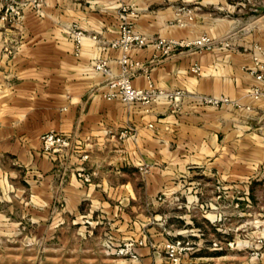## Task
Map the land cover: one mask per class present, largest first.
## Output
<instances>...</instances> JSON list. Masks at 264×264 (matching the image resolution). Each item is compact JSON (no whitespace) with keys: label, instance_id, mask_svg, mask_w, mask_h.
I'll return each mask as SVG.
<instances>
[{"label":"crops","instance_id":"crops-1","mask_svg":"<svg viewBox=\"0 0 264 264\" xmlns=\"http://www.w3.org/2000/svg\"><path fill=\"white\" fill-rule=\"evenodd\" d=\"M112 1L114 4L104 8L108 14L100 7L72 16L68 12L62 19L51 14L24 15L13 28L0 27V159L9 158L12 163L23 165L40 160V165L46 166L38 135L46 130L61 132L73 142L85 145L87 163L97 173L86 188L94 192L91 195L95 196L94 201L100 202L103 192H113L120 203H129L134 199L143 201L161 188L173 187L174 181L183 175L181 172L187 178L198 175L195 170L206 165L200 153L211 150L206 137L217 140L219 134H224L233 140L239 130V112L246 113L247 123L249 118H262L264 122V99L243 97L256 83L248 70L253 67L251 52L219 48L190 52L181 48L169 56H161L150 43L129 50L130 57L142 66L131 78L132 85L143 88L149 79L160 90L181 88L188 94H223L231 100L239 98L241 105L250 108L228 104L208 108L189 96L177 104L161 96L144 105L104 98L105 77L92 68V60L104 56L110 69L118 71L121 51L118 48L102 51L99 47L101 41L108 42L119 35L116 2ZM127 1L136 10L128 15L132 27L143 33L147 42L160 36L175 39L194 38L200 33L224 36L233 26L222 17H211L206 10L192 11L191 19L177 11L181 6L202 9L214 3L220 8L218 4L225 0H155L168 3L156 10L148 9L154 0ZM177 18L179 23L171 22ZM72 22L87 34H96L100 41L84 38L75 55L67 35ZM234 58L238 65L234 64ZM195 62L200 72L194 75L189 72V65ZM244 68L246 71L241 72ZM146 162L152 165L146 173L139 172L138 165ZM261 163V166L256 161L248 163L251 198L264 197V163ZM51 166L52 163L37 171H49L46 176L57 177L59 171L50 170ZM131 169L140 177L138 185L131 179ZM233 170L238 175L235 185L240 187V170L237 166ZM65 174L70 185L60 188L70 195L69 200L76 208L88 194L78 187L72 188L77 178L71 171ZM256 182L263 187L261 191L254 185ZM104 203L107 202L101 199L99 204Z\"/></svg>","mask_w":264,"mask_h":264},{"label":"rangeland","instance_id":"rangeland-1","mask_svg":"<svg viewBox=\"0 0 264 264\" xmlns=\"http://www.w3.org/2000/svg\"><path fill=\"white\" fill-rule=\"evenodd\" d=\"M115 2L116 16L124 5L128 15L136 12L127 0ZM224 2L218 4L220 8L214 3L202 9L181 6L177 11L191 14L206 10L211 17L230 21L233 26L224 36H213L229 42L228 47L219 49L251 52L252 65L256 60L264 64V0ZM110 4L114 1L0 0V27L13 28L24 15L51 14L62 19L68 12L72 16L100 7L103 13H109L104 8ZM167 5L154 0L148 9ZM171 22L180 21L177 18ZM73 25L79 26L72 22L67 30L70 38ZM234 61L238 65L239 61ZM243 97L250 96L245 92ZM232 100L239 104L228 105L250 108L241 105L239 98ZM239 114V130L233 140L224 134H219L217 140L206 137L211 150L200 153L206 165L195 170L198 175L187 178L181 172L183 175L173 187L161 188L143 201L134 199L129 203H120L113 192H103L101 199L107 203L99 204L100 198V202L94 201V192L86 188L97 173L87 163L85 145L66 135L67 147L58 151L44 149L41 132L39 149L46 166L40 165V160L23 165L12 163L9 158L0 159V264H264V197L251 198L248 187V163H264V122L262 118H249L247 123L246 113ZM48 131L52 130L44 132ZM51 163L50 170L59 171L57 177L46 176L49 171H37ZM146 164L148 170L150 162L138 165L137 170L142 172L139 167ZM234 166L240 170L241 188L235 185L238 175H234ZM70 171L78 183L72 188L88 194L76 208L70 195L60 188L70 185L65 174ZM78 171L89 174V181L76 174ZM129 172L138 185L139 175L132 169ZM193 180L198 183H188ZM256 183L261 191L263 187ZM130 242L134 243L135 257L125 251V244ZM168 243L174 245L172 256Z\"/></svg>","mask_w":264,"mask_h":264},{"label":"built area","instance_id":"built-area-1","mask_svg":"<svg viewBox=\"0 0 264 264\" xmlns=\"http://www.w3.org/2000/svg\"><path fill=\"white\" fill-rule=\"evenodd\" d=\"M188 19H191L189 11L184 12ZM118 16V36L108 42L101 41L99 43L100 50L105 51L108 48H118L121 53L117 58V72H113L107 64V59L104 56H98L92 60V68L105 77V86L107 91L103 95L104 98H116L121 102H133L141 105L151 104L159 97L164 96L170 102L177 104L183 97L189 96L194 101H198L201 104H210L212 106H219L221 104H239L236 100H231L224 95H206L201 93L188 94L183 89L178 88L176 90L165 91L156 88L152 85L149 79L146 80V84L143 88L136 87L131 84V78L134 76L138 68H142L141 63L134 60L129 55L130 49H139L145 46L147 43L156 50L161 56H169L181 48L190 52L210 51L213 48H226L229 46V42L224 39H217L208 36L205 33L195 36L191 39L186 38H165L156 37L153 40L147 42L145 35L135 31L132 27V23L129 20L127 6H120ZM73 52L77 55L79 52L81 41L84 38H92L96 41H100L99 37L90 33L87 34L83 29L77 25H73L70 30ZM256 59V57H255ZM254 66L250 68V73L256 80L248 91V96L254 100L264 99V64L258 60L254 61ZM189 72L191 74H198L200 72V66L197 62L189 65ZM146 77L147 74H146ZM40 140L44 149H50L52 151H58L61 148H65L69 145V139L63 133H56L53 131L43 132L40 135ZM142 172H146L147 164L139 167ZM84 181H89V174L83 172H76ZM130 242L125 244V251L131 257H135V250ZM170 249L169 255L174 254V245L168 243Z\"/></svg>","mask_w":264,"mask_h":264}]
</instances>
